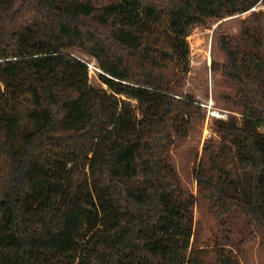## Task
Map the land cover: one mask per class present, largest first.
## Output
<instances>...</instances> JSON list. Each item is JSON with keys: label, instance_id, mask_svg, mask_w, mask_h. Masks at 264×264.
Masks as SVG:
<instances>
[{"label": "trees", "instance_id": "obj_1", "mask_svg": "<svg viewBox=\"0 0 264 264\" xmlns=\"http://www.w3.org/2000/svg\"><path fill=\"white\" fill-rule=\"evenodd\" d=\"M261 3L0 0V264H207L191 249L195 195L168 160L200 108L176 72L193 25ZM219 44L236 88L221 98L240 117L216 130L244 181L210 143L196 181L218 219L238 211L264 239V10ZM76 48L107 89L89 84ZM18 96L31 102L24 127ZM217 264L233 261L220 251Z\"/></svg>", "mask_w": 264, "mask_h": 264}, {"label": "rangeland", "instance_id": "obj_2", "mask_svg": "<svg viewBox=\"0 0 264 264\" xmlns=\"http://www.w3.org/2000/svg\"><path fill=\"white\" fill-rule=\"evenodd\" d=\"M253 10H264V4H259ZM250 11L224 14L221 17H209L193 25L189 31V62L185 69L176 72L179 81V91L183 98L193 100L199 106L192 118V126L187 136L177 137L172 145L168 160L177 170L182 184L192 191L196 198L194 206V233L191 239L192 248L206 250V263L217 264L218 254L224 252L233 264H264V239L261 233L250 227L245 217L238 211L218 219L209 201L201 196L196 181V171L205 155V145H214L221 154V165L228 170L234 179L244 181L243 172L239 170L234 160V151L229 150L216 130V121L222 118L209 114L210 110L221 113L228 110L221 98L225 91L235 92L236 88L222 75V65L226 57L220 48L222 35L237 36L243 28V21ZM71 53L86 60H98L81 49H73ZM98 71H88L89 84L95 88H108L100 79ZM5 89V87L3 86ZM181 97V96H178ZM131 106L141 115L138 101L128 99ZM212 100V108L209 109ZM20 111L22 126L28 125L26 116L30 100L18 96L15 100ZM229 111V110H228ZM232 115L240 114L232 111ZM264 133V127L261 128ZM74 166V165H73ZM78 166L85 167L84 164Z\"/></svg>", "mask_w": 264, "mask_h": 264}, {"label": "built area", "instance_id": "obj_3", "mask_svg": "<svg viewBox=\"0 0 264 264\" xmlns=\"http://www.w3.org/2000/svg\"><path fill=\"white\" fill-rule=\"evenodd\" d=\"M255 9V8H253ZM78 57V56H77ZM80 60H82L84 63H86L87 67H88V71H98V72H102L100 66L97 65V63L95 61H90V60H86L83 59L81 57H78ZM212 108V100L210 101V105H209V109ZM209 114H211L214 117H218V118H222L224 120L228 119L229 115L232 114V111H223V113H221L219 110H210Z\"/></svg>", "mask_w": 264, "mask_h": 264}]
</instances>
